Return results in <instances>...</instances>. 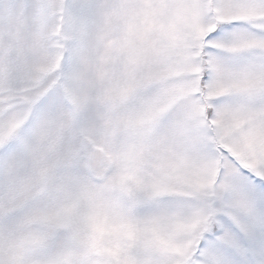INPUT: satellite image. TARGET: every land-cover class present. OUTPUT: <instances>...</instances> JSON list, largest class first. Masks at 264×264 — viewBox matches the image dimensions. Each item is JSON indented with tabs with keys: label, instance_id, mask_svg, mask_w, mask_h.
I'll list each match as a JSON object with an SVG mask.
<instances>
[{
	"label": "snow or ice",
	"instance_id": "snow-or-ice-1",
	"mask_svg": "<svg viewBox=\"0 0 264 264\" xmlns=\"http://www.w3.org/2000/svg\"><path fill=\"white\" fill-rule=\"evenodd\" d=\"M0 264H264V0H0Z\"/></svg>",
	"mask_w": 264,
	"mask_h": 264
}]
</instances>
